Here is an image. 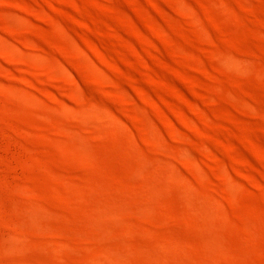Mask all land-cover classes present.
Returning a JSON list of instances; mask_svg holds the SVG:
<instances>
[{"label": "rangeland", "instance_id": "obj_1", "mask_svg": "<svg viewBox=\"0 0 264 264\" xmlns=\"http://www.w3.org/2000/svg\"><path fill=\"white\" fill-rule=\"evenodd\" d=\"M0 36V264H264V0H0Z\"/></svg>", "mask_w": 264, "mask_h": 264}, {"label": "bare ground", "instance_id": "obj_2", "mask_svg": "<svg viewBox=\"0 0 264 264\" xmlns=\"http://www.w3.org/2000/svg\"><path fill=\"white\" fill-rule=\"evenodd\" d=\"M181 6V5H180ZM188 10H189V8H187ZM185 11H186V9H184ZM184 11V12H185ZM186 12H188V11H186ZM0 39L2 40L3 38H1V36H0ZM4 41H6L5 39H4ZM7 43V42H6ZM3 45V44H2ZM17 48V47H16ZM24 49V48H23ZM29 49H31V50H33V51H35V48L34 47H28L27 48V50H29ZM35 53V52H34ZM40 57H42V56H40ZM39 57V58H40ZM35 58H36V56H35ZM37 59V58H36ZM41 59H43V58H41ZM40 59V60H41ZM242 61V62H241ZM238 60V59H235V58H230V56L228 57L227 56V58H225L224 59V62H227V63H229L230 65H232V66H235V67H241L242 66V63H243V60ZM244 64H245V62H244ZM63 69V68H62ZM65 71V70H64ZM66 72V71H65ZM68 72V71H67ZM37 101V100H36ZM31 102H32V100H31ZM63 104V103H62ZM69 105V104H68ZM67 104H63V107L65 108V110H68L75 118H77V119H80V120H82L83 118H84V116H88V117H90V118H92V119H94V120H99V121H101V120H104L105 118H108V117H113V118H116L117 117V115L115 114V112H113L112 110H110V109H101V108H99V106L98 107H96V106H94V104L92 105V104H90V103H84L83 104V106H81V107H74V106H68ZM39 106V105H38ZM62 106V105H61ZM61 111V110H60ZM49 117V116H48ZM109 118V119H110ZM112 119V118H111ZM113 120V119H112ZM98 121V122H99ZM113 121H115V120H113ZM116 121H117V118H116ZM115 121V122H116ZM115 122H114V125H115ZM107 123V122H106ZM113 123V122H112ZM117 123H119V121H117ZM117 125V124H116ZM115 127V126H114ZM225 175V178L227 179V181H228V183H229V185H230V187H231V185H232V189L234 190V184H235V182H234V180H232V178H231V176L229 175V174H224ZM188 194H191V193H188ZM194 199L192 198V195H191V197L189 196V199H187V201H188V204H189V207L192 209V211H193V213H195L196 215H198V216H200V217H202V218H204L205 220H206V222L208 223V221L210 222V223H212L213 224V222H214V220H213V222L211 221L213 218H217V216L220 214L218 211V209H213V208H202L201 206H202V204L200 205H197L196 203L197 202H194L193 201ZM200 206V207H199ZM203 206H205V205H203ZM207 206V205H206ZM205 206V207H206ZM218 206V205H217ZM38 213V212H37ZM36 213V214H37ZM36 214H34V215H36ZM30 215V214H29ZM33 215V214H32ZM30 217H32L31 215L29 216V218ZM36 217V216H35ZM195 217H197V216H195ZM33 218H34V216L32 217V218H30V219H32V220H30V221H35V220H33ZM26 219H28V216H27V218ZM34 219H37V218H34ZM218 219V218H217ZM216 219V220H217ZM21 235V234H20ZM14 236H15V234H14ZM16 237V236H15ZM23 238V237H22ZM13 239H15L16 240V238H14L13 237ZM21 240L20 238H17V240ZM102 239V238H101ZM16 240V241H17ZM13 241V240H12ZM12 241H11V243H12ZM104 241V240H103ZM15 242V241H14ZM101 247V246H100ZM217 247H219V248H221L220 246H217ZM111 249H112V247H110ZM213 248H215V247H213ZM110 249V250H111ZM119 249V248H118ZM117 248H115V250H114V248H113V250L112 251H114V252H112V251H109L108 249H107V251H105L106 249H104V251L102 252V254H98L97 253V255H102L101 257H99V258H94L95 256H93V258H92V262H93V260H95L94 262L96 263V264H108L109 262H112L111 264H114V263H116L117 261V263H121V262H119V260L120 259H123V258H121V256L123 255L124 256V258L126 257H128L129 256V251H128V255L127 256H125V254H121V256H120V249H119V251L116 253L115 251H117L118 250ZM222 249V248H221ZM216 250H218V249H216ZM121 253H123V250L121 249ZM127 251V250H126ZM218 252H220V251H218ZM119 253V254H118ZM125 253V252H124ZM122 256V257H123ZM131 256V255H130ZM126 258H125V260H126ZM130 258V257H129ZM124 260V261H125ZM127 260H129V259H127ZM126 260V261H127ZM153 260V259H152ZM122 261V260H121ZM165 261H166V259H165ZM93 262V263H94ZM114 262V263H113ZM153 262V261H152ZM152 262H151V264H152ZM156 262H158L157 260H156ZM92 263V264H93ZM122 263H125V262H123L122 261ZM127 263H129V262H127ZM159 263V262H158ZM167 263V262H166ZM110 264V263H109ZM126 264V263H125Z\"/></svg>", "mask_w": 264, "mask_h": 264}]
</instances>
